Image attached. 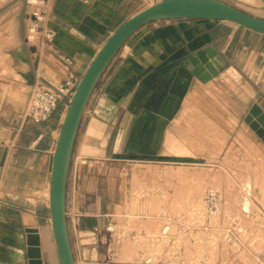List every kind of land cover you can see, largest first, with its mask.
I'll return each instance as SVG.
<instances>
[{"label":"crops","instance_id":"0c3cea01","mask_svg":"<svg viewBox=\"0 0 264 264\" xmlns=\"http://www.w3.org/2000/svg\"><path fill=\"white\" fill-rule=\"evenodd\" d=\"M132 1L51 0L48 28L54 38L47 43L44 59L36 61L39 48L29 43H17L9 50L16 57L13 66L29 88L28 98L34 87L58 86L69 75L74 76L76 88L111 34L141 10L134 11ZM223 1L264 19V0H239L245 8ZM20 2L28 22L29 7L25 0ZM66 58L71 59V64ZM208 64L221 68L203 80L201 76L210 71ZM219 86L224 90L218 99L229 114L225 124L232 127L233 123H241L234 142H253L244 138L249 130L257 142L263 143L246 118L255 103L264 111V33L226 20L190 18L149 22L129 36L93 90L74 141V160H87L84 165L77 161L71 165L66 189V214L76 264H119L115 259L124 254L119 251L111 256L102 246L107 222L114 220L118 226L116 211L123 207L114 201V185L104 176L105 166L116 158L163 156L166 150L194 159V153L184 155L173 144L214 142L215 122L198 110L197 104L201 99L203 107L215 110L217 105L208 93L217 94ZM236 89L245 98L240 99ZM72 96L66 97L57 111L40 124L24 117V101L9 107V114L15 115L11 123L15 121L17 128L15 133H1L0 126V188L17 185L16 180H26L21 182L25 187L30 185L27 180H33L31 185L37 189L49 186L54 150ZM215 125L223 133L224 142V129ZM200 134L205 138H199ZM244 147L245 153L252 154L251 150L246 152L251 144ZM252 167L256 169L254 164ZM25 210L15 204H0V264L29 263L28 228L36 230L42 263L55 264L50 221L38 217L35 209ZM260 210L264 214V204ZM12 215L18 219L15 221ZM27 215L34 224H27ZM156 220L160 223V219ZM114 240L121 244L123 236L117 232ZM125 255L132 256L128 252Z\"/></svg>","mask_w":264,"mask_h":264},{"label":"rangeland","instance_id":"374dc122","mask_svg":"<svg viewBox=\"0 0 264 264\" xmlns=\"http://www.w3.org/2000/svg\"><path fill=\"white\" fill-rule=\"evenodd\" d=\"M227 1L240 8L247 7L239 0ZM154 2L155 0H133L131 6L136 11ZM24 12L25 7L21 6L20 0L10 2L0 0L1 133H15L17 128L15 121L11 123L15 115L9 114V107L17 101H24L26 107L29 99V88L19 73V69L13 66L16 57L13 51L9 52V50L20 42L32 44L39 48L36 61L44 59L47 52L45 48L48 42L41 33L33 37L28 34L26 28L28 22L25 20ZM24 31L26 32L25 39ZM217 89V94L208 93L210 99L217 105L215 110L210 109L209 111L205 106L203 107L201 99L197 108L206 112L215 124L224 129V142H222L223 133L215 124H213L214 142H198L196 145H191L186 141L177 144L171 142L184 155L194 153L197 162H192L193 159L185 163L169 162L156 156L128 160L116 158L105 166L104 176L109 177L114 185V201L123 204V207L119 206L120 211H116L119 219L118 226L114 220L107 222V224L111 222L114 229L109 231L105 227V242L102 244L105 250L110 251L111 256H115V253L119 251L124 252L122 257L115 259V262L144 264V257L152 253L142 252L143 247L137 240L141 238L142 233L157 234L161 220L159 223L156 219H160L162 214L176 220L186 213L188 205L200 204L206 191L214 188L222 193L224 217L214 218L213 221L211 219L208 222L199 215L196 226L198 242L196 245L197 251L199 250L197 257H193L190 248L192 244L190 246V238L187 239L189 233L186 226L175 223L173 232L186 231L187 247L182 250L180 258L165 255L159 249V255H155L153 261L156 264H264V214L260 210L261 205L264 204V142H257V139L250 135L249 130H246L244 138L249 137L253 142H234L242 129L241 123H233L232 127L225 124V119L229 114L227 109L223 108L221 98L218 99L224 89L220 86ZM236 91L238 92L237 89ZM237 94L240 99L245 98L244 94L240 92ZM182 125L184 126V123ZM3 127L6 128L5 131ZM199 138L204 139V134H200ZM248 143L251 147L246 152L251 150L252 154L245 153L244 145ZM234 159L240 161L235 162ZM76 161L79 162V158L74 160L72 156L70 167ZM253 164L256 169L252 167ZM23 181L16 180L17 185L11 183L8 186H1L0 204H15L26 210L35 209L38 217L48 218L51 223L49 210L45 207L49 204V198L46 196L48 185L37 189L31 185L33 180H27L30 183L27 187L21 185ZM247 181L250 183L248 188L245 187ZM244 199H248L253 207L251 212H245L248 215L246 218L242 207L240 211ZM11 218H15V221L18 219L13 215ZM39 221L41 223L42 219L39 218ZM26 222L30 225L34 224L33 219L28 215ZM227 229L230 231L226 233ZM117 232L123 236L121 244L114 240ZM225 234L231 237L230 241L224 238ZM51 250L55 264H59L54 235H52ZM127 252L132 256L129 255L126 258L125 253Z\"/></svg>","mask_w":264,"mask_h":264},{"label":"water","instance_id":"95a60500","mask_svg":"<svg viewBox=\"0 0 264 264\" xmlns=\"http://www.w3.org/2000/svg\"><path fill=\"white\" fill-rule=\"evenodd\" d=\"M190 18L226 20L264 33L263 18L255 17L222 0H160L134 14L111 34L93 58L74 90L53 154L48 210L59 264H76L66 214V189L74 141L93 90L113 57L139 27L153 21ZM218 68L208 64L210 71L201 78L207 80L211 75L217 74ZM198 70L201 71L202 66L199 65ZM246 122L264 142V111L257 103L251 107ZM159 159L172 162L192 161L191 158L175 156H159ZM26 231L28 233V264H43L40 259L39 238L36 230L28 228Z\"/></svg>","mask_w":264,"mask_h":264},{"label":"built area","instance_id":"2783aa9c","mask_svg":"<svg viewBox=\"0 0 264 264\" xmlns=\"http://www.w3.org/2000/svg\"><path fill=\"white\" fill-rule=\"evenodd\" d=\"M26 5L29 7L28 13V34L30 37L41 33L43 38L47 42H51L54 38V33L48 28V17L51 12L50 0H25ZM65 61L71 64V59L66 58ZM69 79L65 80L62 84L46 88L41 86L34 87L29 95L28 103L25 109L24 117L27 120L35 124H40L47 121L52 114H54L60 103L68 96L73 95V89L75 88L74 76L69 75ZM71 101V100H69ZM87 160L84 158L79 159L78 164L84 165ZM186 213L180 216L178 219L173 220L171 217L164 214L161 215V226L157 234L142 233L137 240L140 241L143 247L142 252H151V255L144 257V264H154L155 262L147 257H155L153 255H159L158 250H162L165 255L173 256V258H180L182 250L187 247L186 245V231L175 230V223L185 225L189 237L190 246L192 244L191 251L193 257H197V223L199 215L205 218V221H213L214 218L224 217L223 212V197L222 193L218 189H208L202 198L200 204H190L186 208ZM179 216V215H178ZM114 226L109 222L106 229L112 231ZM230 230H226V233ZM178 233V234H177ZM224 238L228 241L231 237L228 234L224 235ZM161 255V254H160ZM163 257V256H162Z\"/></svg>","mask_w":264,"mask_h":264},{"label":"bare ground","instance_id":"6f19581e","mask_svg":"<svg viewBox=\"0 0 264 264\" xmlns=\"http://www.w3.org/2000/svg\"><path fill=\"white\" fill-rule=\"evenodd\" d=\"M153 5V4H152ZM149 6H151V5H149ZM149 6H147V7H149ZM147 7H145V8H147ZM145 8H142L141 10H143V9H145ZM140 10V11H141ZM170 153H175V154H178V151H175V150H166L165 151V153L163 154V156H171V154ZM179 156H180V154H178ZM183 155V154H182ZM178 156V157H179ZM181 157V156H180ZM185 158H188V157H185ZM170 162V161H169ZM192 162H197V159L196 158H194L193 159V161ZM185 163V162H184ZM191 164V163H190ZM249 185H250V183H249V181H247L246 182V184H245V187H249ZM248 191V193H249V190H247ZM47 195L46 196H48V198H49V186H48V188H47ZM247 193V192H246ZM239 194V192L237 193V195ZM49 202V201H48ZM241 207H242V211H243V213H247V212H249L250 210H252V205H251V203L248 201V199H244L243 201H242V203H241V206H240V211H241ZM251 212V211H250ZM242 213V212H241ZM246 213L244 214V215H246ZM249 214V213H248ZM246 216H248V215H246ZM51 220V219H50ZM52 224V223H51ZM160 230V229H159ZM199 247V246H198ZM199 251V250H198ZM149 254V253H148ZM147 254V255H148ZM151 254V253H150ZM155 256V255H154ZM147 258H150L151 260H153V259H155L154 257H147ZM191 261V260H190Z\"/></svg>","mask_w":264,"mask_h":264}]
</instances>
